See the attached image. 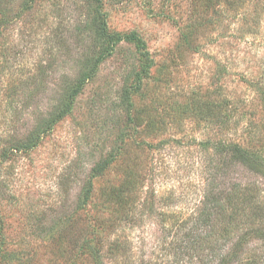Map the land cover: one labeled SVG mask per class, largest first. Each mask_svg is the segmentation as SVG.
Returning a JSON list of instances; mask_svg holds the SVG:
<instances>
[{
	"label": "rangeland",
	"instance_id": "rangeland-1",
	"mask_svg": "<svg viewBox=\"0 0 264 264\" xmlns=\"http://www.w3.org/2000/svg\"><path fill=\"white\" fill-rule=\"evenodd\" d=\"M89 4L0 0V264H264V0Z\"/></svg>",
	"mask_w": 264,
	"mask_h": 264
},
{
	"label": "trees",
	"instance_id": "trees-1",
	"mask_svg": "<svg viewBox=\"0 0 264 264\" xmlns=\"http://www.w3.org/2000/svg\"><path fill=\"white\" fill-rule=\"evenodd\" d=\"M90 1V4L88 5L89 7H88V10H87V15H91V20H90V25H91V28H93V30H94V32H95V38L96 39H98V38H100V39H102L105 35V30H106V26H105V22H104V20L100 17L101 16V11L99 10V7H100V1L101 0H89ZM92 3H93V6H94V9H93V11H91V6H92ZM204 10V9H203ZM102 21V22H100V21ZM108 39H110V38H108ZM71 86V85H70ZM69 86V90H68V92H67V95H69V96H71L73 93H72V91H70V89H71V87ZM65 104H66V102H65V100L63 99V100H60L59 101V104L57 105V108H56V110L53 112V115L54 114H56V115H60V114H62V112H63V109H64V107H65ZM51 115H52V113H51ZM51 120V118L50 119H48L46 122L48 123L49 121ZM46 123V124H47ZM43 124V122H41L40 123V125L39 126H41ZM38 126V127H39ZM37 127H35L32 131H30V132H32L33 134L32 135H30L27 139H32V137L34 136V134L36 133V132H34V131H36L37 129H36ZM222 144H220V145H216L215 146V148H216V150L218 149V150H220V146H221ZM223 148H225L226 149V151H230L232 154H234V160H240V161H242V162H244L248 167H250L252 170L254 169L255 171H257L258 170V168H259V165H257V163H259V164H261L262 165V163H260L259 161H257V159H255L253 156H252V153L250 152V151H248V150H246V149H243L242 147H240V146H238V145H234V144H227V145H223L222 146V149ZM257 161V162H256ZM219 194L217 193V194H214V195H210V197H208V199L206 200V203H215L216 204V199H218L219 200ZM214 204V205H215ZM258 212H260V209L258 210ZM195 239V240H194ZM192 243H195V241H196V238L195 237H193L192 238ZM194 245V244H193ZM257 262H256V259L254 258V260L252 261V264H256Z\"/></svg>",
	"mask_w": 264,
	"mask_h": 264
}]
</instances>
